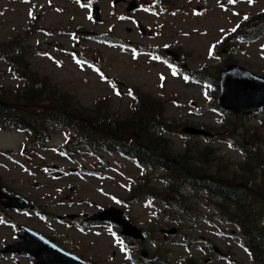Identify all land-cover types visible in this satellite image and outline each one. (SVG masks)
I'll use <instances>...</instances> for the list:
<instances>
[{
	"label": "rangeland",
	"instance_id": "1",
	"mask_svg": "<svg viewBox=\"0 0 264 264\" xmlns=\"http://www.w3.org/2000/svg\"><path fill=\"white\" fill-rule=\"evenodd\" d=\"M92 1L100 7L99 23L94 22L90 6L79 1L0 0V43L16 41L26 52L31 72L68 94L78 111L95 114L96 101L107 97L108 113L104 114L113 120L129 109L132 88L164 102L163 117L170 132L161 136V129L155 128L153 133L166 139L175 155L190 147L208 148L213 152V170L219 162L229 170L242 163V145L251 136L262 144L264 111L239 121L216 110L215 99L218 75L226 61L264 76V35L247 43L231 31L244 17L264 13V0L251 4L248 0L235 4L228 0H134L138 9L130 13L125 4L113 6V0ZM167 49L179 53L178 62L171 59L173 64L166 65L161 57L168 59ZM197 73L204 74L205 80L197 81ZM15 74L17 77L10 66L0 62L1 87L22 85ZM185 126L207 127L214 132L223 128L225 136L218 140L188 137L181 133ZM48 131V142L27 147L24 154L20 148L23 142L30 143L27 133L0 131L1 181L36 199L44 216L89 212L92 204L118 205L129 188L149 182L150 192L162 193L170 184L164 171L135 166L115 151L98 146L69 147L67 151V133L60 128ZM257 148L248 146L245 150ZM4 151L13 153L2 154ZM260 151L264 154V144ZM70 187L75 192L69 194L70 200H63L59 190ZM182 193L188 199L185 207L190 208V214L174 206V196L169 197L170 205L162 202L166 198L160 195L155 202L143 197L131 208L142 229L152 233L155 243L144 244L143 249L155 264H253L241 246L237 229L221 223L216 212L205 201H197L190 190L182 188ZM18 222L28 221L22 217ZM31 224L46 236L62 233L68 248L74 247L70 241L75 242L97 264H134L131 249L114 237L112 225L102 236L93 237L65 228L56 218L44 221L36 217ZM172 227L179 234L167 238L173 241L167 244L160 231ZM13 235L12 227L0 224V246ZM213 247L225 257L215 255ZM0 264L30 263L24 256H0Z\"/></svg>",
	"mask_w": 264,
	"mask_h": 264
},
{
	"label": "trees",
	"instance_id": "2",
	"mask_svg": "<svg viewBox=\"0 0 264 264\" xmlns=\"http://www.w3.org/2000/svg\"><path fill=\"white\" fill-rule=\"evenodd\" d=\"M256 31L264 28V16L255 19L254 22ZM248 29V27H246ZM256 35V34H255ZM249 39V38H248ZM26 52L19 47L17 42L0 43V60L11 66V69L18 73L20 80L24 84L14 89H4L0 86V102L17 105H48L61 108L68 113H72L78 117L87 119L92 125L99 129L113 133L119 137H128L135 134L139 138V143L151 149L148 152L138 143L127 145L124 142H118L115 139L101 135L94 131L85 122H79L54 111H47L41 108H25L13 109L9 106L0 105V130H20L30 134V147L38 145L39 142L48 141L49 131L52 128L60 127L68 130L69 147H96V142L102 140L107 142V146L115 149L116 145H120V150L136 156L139 161L146 164H151L157 159V154L165 156L173 155L168 142L161 136H156L153 133V128L156 125L163 127L165 132H168L170 125L164 119V102L156 100L149 95L140 92L137 88L131 89L133 102L129 109L113 120L104 114L108 113L107 102L108 98L103 97L96 101L95 114L78 111L71 102V97L66 93L58 92L57 88L51 86L47 78L39 77L33 74L30 69V64L26 60ZM27 75H26V74ZM62 94V95H61ZM54 124V126H52ZM179 125V124H178ZM256 136L250 137V144H257ZM257 144L254 146H260ZM156 154V155H154ZM249 160L252 161L255 168L257 164L264 163V154L260 150L256 152L249 151ZM213 152L208 148L203 150L190 147L181 155H176L179 162L185 169L195 173L198 176L211 174L216 177L210 169V159ZM255 168L254 171H255ZM169 171L172 174V181L179 182L182 173L179 169L171 167ZM191 183L193 197L197 200H205L208 207L218 212L223 220H227L230 224H234L240 230L246 241L242 246L248 251L249 256L254 264H264V208L259 207V199L255 196L244 193L245 199L250 198L255 200L250 203L242 204L241 198L234 194V191H228L223 194L224 205L219 204L217 193V185L210 181H203V190L206 197L202 198L198 195V191L202 188L201 183L197 180H187ZM262 186V184H261ZM145 187V186H144ZM142 187V188H144ZM172 196L175 198V207L182 210L184 213H189L190 208L185 207L188 199L178 194V188L174 185L170 186ZM145 189V188H144ZM146 191V190H145ZM144 191V192H145ZM236 193V192H235Z\"/></svg>",
	"mask_w": 264,
	"mask_h": 264
},
{
	"label": "flooded vegetation",
	"instance_id": "3",
	"mask_svg": "<svg viewBox=\"0 0 264 264\" xmlns=\"http://www.w3.org/2000/svg\"><path fill=\"white\" fill-rule=\"evenodd\" d=\"M127 1V0H126ZM90 0H85L84 3H89ZM93 3L91 4V6ZM201 129V128H200ZM222 129H218L217 131H213L212 129L207 128L206 130L212 132L214 134V139L218 140L222 138L224 133L222 132ZM132 136H130L131 138ZM227 141V140H225ZM248 144V142H246ZM156 157V161L154 162V167L157 169H161L165 173H167L168 169L171 167H174L176 169H179V171L182 173L183 177H188L190 180L198 179L199 181H203L206 179V176L197 177L196 174L190 173L185 167L182 166V164L179 162L178 159L172 158L170 156L160 155L158 154ZM216 165L214 175L216 176L214 178L215 185H217V193L218 198L220 199V205H224V196L223 194L228 191H234L237 195L241 198V203L244 204V193H249L256 195L259 199V207L264 208V163L257 164V169L255 168L254 164L251 160H249V156H246V160L242 163H238L234 166L232 170H229L227 167L223 166L222 164ZM219 165V166H218ZM214 168V167H213ZM255 168L257 172L254 171ZM168 176H170V172L167 173ZM188 180L187 178H185ZM241 184L242 187H239L238 185ZM262 184V186H261ZM233 185V186H232ZM0 192L5 196H0V221H3L0 223L4 227H12L14 230V235L12 236L11 240L7 243H3L0 246V250L7 247L9 244H14L18 242H22V237L25 235V231L21 228V226L27 227L29 229L35 230V228L32 226L31 221L36 217H41L43 215L42 208L38 205L36 199H32L29 197L28 194L24 193L22 190H14L10 187H6L3 182L0 179ZM201 186H203V183H201ZM187 187L191 189V185L187 184ZM68 191L75 192V190L69 188V189H60L58 195L61 196L63 200H70V197L72 195H69ZM249 191V192H248ZM15 195H19L26 200H28L33 206L34 209L32 211H28L26 209H7L6 205L8 202V197H12ZM145 197H150L149 194H146ZM143 198V194L141 193V190L139 188H133L129 191L126 197L121 199L119 201V209L121 210V213H118L120 219H124L126 221H130L132 225L138 227L139 229H142L141 225L138 222V219H136L131 212V208L137 204H140ZM253 201H250V203H253ZM18 203H22L20 200ZM111 206V205H108ZM108 206H101L98 204H92L89 212H78V213H71V214H65L62 216H55L59 223L62 226H65V228L73 229V230H79L81 234H90L93 237L102 236L104 233V230L106 227L112 225L108 221H101L96 222L92 220H88L90 216H93L94 214L100 213ZM117 208V207H116ZM68 216H73L72 218H68ZM25 218L28 222H18L19 218ZM46 217V216H45ZM68 226V227H66ZM115 229L117 230L116 233L119 235L120 240L122 243L125 244V248H129L132 251L131 255H134L131 259L134 264H155V261L151 259V255L146 256V258L141 259L140 255L143 250L144 244H153L154 239L152 237V233L150 231H146L148 234V238L145 242L139 241V240H133L130 237L121 236L119 233L120 228L115 226ZM36 231V230H35ZM78 231V232H79ZM125 232H129L126 230ZM178 234V233H177ZM46 236V235H44ZM47 239L55 244L58 248L65 250L71 254H74L78 258L84 260L87 262V264H97L92 257L86 256L85 253L82 252V249L79 248V245L75 242H71V246H74L73 248H68L67 243L62 241L63 234L56 233L53 235L46 236ZM163 239L165 240V243H171L170 241H167L165 236H163ZM64 241H68L64 239ZM29 249L35 253L39 254L43 258H45L46 264H61L57 262V260L54 258L56 255H52L56 253V249L52 246L47 245L46 243L40 244H32L29 246ZM103 253V252H102ZM137 255V256H136ZM0 256H24L29 259L30 264H36V261L34 259H31L32 256L28 253H22V254H4L0 252ZM208 262V259L205 260V263Z\"/></svg>",
	"mask_w": 264,
	"mask_h": 264
},
{
	"label": "water",
	"instance_id": "4",
	"mask_svg": "<svg viewBox=\"0 0 264 264\" xmlns=\"http://www.w3.org/2000/svg\"><path fill=\"white\" fill-rule=\"evenodd\" d=\"M121 0H116L114 4L118 3ZM136 5L133 3L129 7V11L132 9H135ZM98 7L93 6L92 8V13L94 14V21L99 22L100 18L98 15ZM174 55L173 53H171ZM219 89L220 93L219 96L216 100V104L224 111H231L235 114H239L241 116H248L251 114H255L261 110L264 109V77L257 76L250 71L246 70L245 68H242L236 64H230L225 66L219 75ZM0 104L7 106L6 103H1ZM15 109H20V108H27V107H40V106H33V105H23V106H18V105H11ZM47 110L51 111H56L60 112L63 115H67L71 118H74L72 114H68L65 112L63 109L56 108L53 106H46L43 107ZM81 121H85L86 123H89L86 119L84 118H78ZM95 129V128H94ZM183 133L187 134H203V135H209L208 132L202 131V130H197L193 127H185L182 129ZM106 135L112 136L118 140H122V138H118L115 135L108 133V132H103ZM149 150V149H148ZM19 196H15L9 199V206L11 207H16V206H24L26 208H32L29 203L22 199L24 202L22 205H18L15 203L17 199H19ZM23 207V208H25ZM113 211L114 208H109L105 210L103 214H101V217L98 218V220H104V219H109V220H114L113 216ZM118 222L119 221H115ZM122 223V222H121ZM124 227L130 226L128 223H122ZM126 224V225H125ZM25 231L29 232L30 234L26 233L27 236V241L24 243H18V244H13L8 247V252H16V253H21V252H26L28 251L29 253H32V255H39L35 254L30 251L28 246L30 244H40L41 243H48L47 240H45L42 236L38 235L35 232H31L30 230L24 228ZM134 230V231H133ZM131 232L129 231L127 234H131L134 238H141L144 240L146 238V234L144 232H141L135 228H133ZM176 230L171 229L166 231V234H175ZM28 234V235H27ZM29 235H33L34 238H29ZM36 238V239H35ZM50 245V244H49ZM143 255H146L145 252L142 253ZM56 255L54 258L57 260V262L61 264H76L74 256L72 254H69L67 252H64L60 249L57 248V252L52 254ZM75 258V260H74ZM41 264H46V262L40 260Z\"/></svg>",
	"mask_w": 264,
	"mask_h": 264
},
{
	"label": "snow or ice",
	"instance_id": "5",
	"mask_svg": "<svg viewBox=\"0 0 264 264\" xmlns=\"http://www.w3.org/2000/svg\"><path fill=\"white\" fill-rule=\"evenodd\" d=\"M237 2V0H228V3L229 4H235ZM248 3L251 4L253 3V0H248ZM31 12L29 13V16L31 17ZM89 19H91V16H89ZM244 19H247V17H244ZM238 27V26H237ZM221 31H224L223 29ZM232 32H235L236 31V28H233L231 29ZM215 47V46H213ZM212 55V49L209 50V56ZM174 76L176 75V72L173 70V73H172ZM163 77H161V81L163 82ZM185 79H187V77H185ZM117 95H119V93H117ZM129 95H131V92H129ZM231 146V145H230ZM3 221H0V223H2ZM121 251H124V248L122 247L121 248Z\"/></svg>",
	"mask_w": 264,
	"mask_h": 264
}]
</instances>
